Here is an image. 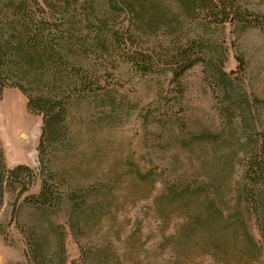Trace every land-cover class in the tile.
Returning a JSON list of instances; mask_svg holds the SVG:
<instances>
[{"label": "rangeland", "instance_id": "1", "mask_svg": "<svg viewBox=\"0 0 264 264\" xmlns=\"http://www.w3.org/2000/svg\"><path fill=\"white\" fill-rule=\"evenodd\" d=\"M239 1L264 11V0ZM211 34L227 57L224 71H237L236 56L242 55L246 65L240 88L249 98L264 100V32L251 28L239 33L226 25L212 26ZM178 82L169 72L135 77L118 89L129 110L116 116L112 127H92L89 115L74 124L70 151L52 162L68 187L89 191L83 236L67 235L65 264H82L84 251L90 252L89 264H264L258 230L251 228L260 251L232 222L240 216L236 184L248 124L239 115L229 124L201 64ZM179 91L183 94L177 99ZM8 102L22 106L26 121L5 112ZM250 111L251 126L263 138L264 106ZM11 121L24 126L10 131ZM40 127L41 117L28 111L26 97L6 89L0 98V144L8 167L37 166ZM38 189L39 181L30 192ZM171 189L177 190L175 196L169 195ZM14 199V193H6L0 211V264H31L22 231L34 229L47 251H55L51 224L67 226L71 204L66 201L57 217L22 204L17 224L10 223ZM191 217L212 222L209 234L216 242L206 239L202 226L195 239L183 240Z\"/></svg>", "mask_w": 264, "mask_h": 264}, {"label": "trees", "instance_id": "2", "mask_svg": "<svg viewBox=\"0 0 264 264\" xmlns=\"http://www.w3.org/2000/svg\"><path fill=\"white\" fill-rule=\"evenodd\" d=\"M226 25L239 33L251 28L264 32V11L239 0H0V98L6 89H17L26 97L28 111L41 117L35 168L8 167L0 144V211L8 192L15 194L10 223H17L22 204L47 217L59 216L66 201L71 204L67 226L51 224L55 251H47L34 229L22 231L29 263L65 264L67 235L83 236L89 191L68 187L52 166L74 144L77 120L89 115L92 127H112L115 117L129 110L118 95L126 81L169 72L179 86L183 74L198 64L211 78L219 111L229 124L236 115L248 124L236 184L240 216L232 222L260 251L251 228L258 230L264 250V137L249 119L251 106H264V100L249 98L240 88L246 65L242 55L236 56L237 71H224L227 57L216 47L211 29ZM207 140L218 141L213 136ZM37 181L39 189L31 193ZM201 226L206 239L216 242L209 234L212 222L196 217L183 227V240L195 239ZM82 258V264H89L90 252Z\"/></svg>", "mask_w": 264, "mask_h": 264}, {"label": "bare ground", "instance_id": "3", "mask_svg": "<svg viewBox=\"0 0 264 264\" xmlns=\"http://www.w3.org/2000/svg\"><path fill=\"white\" fill-rule=\"evenodd\" d=\"M5 112H7L11 117L14 115L15 116L14 119H16V117H17L18 120H20V121H23V120L26 121L22 106L20 104H10L8 102L5 106ZM18 126L23 127L24 124L22 122L14 123L12 121H11V123H9L10 131H13L14 128H17Z\"/></svg>", "mask_w": 264, "mask_h": 264}, {"label": "water", "instance_id": "4", "mask_svg": "<svg viewBox=\"0 0 264 264\" xmlns=\"http://www.w3.org/2000/svg\"><path fill=\"white\" fill-rule=\"evenodd\" d=\"M20 141H22V142H23V140H22V139H20Z\"/></svg>", "mask_w": 264, "mask_h": 264}]
</instances>
